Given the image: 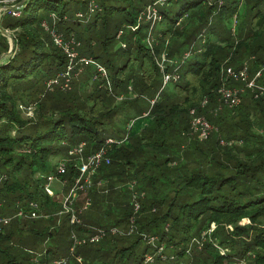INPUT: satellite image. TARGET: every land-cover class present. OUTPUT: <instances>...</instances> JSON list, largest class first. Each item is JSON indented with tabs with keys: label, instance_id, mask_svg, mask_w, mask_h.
<instances>
[{
	"label": "trees",
	"instance_id": "obj_1",
	"mask_svg": "<svg viewBox=\"0 0 264 264\" xmlns=\"http://www.w3.org/2000/svg\"><path fill=\"white\" fill-rule=\"evenodd\" d=\"M3 1H15L7 5L10 7L23 0H0V7L6 6L2 4ZM173 1L180 0H100V7L109 15L116 11H126L128 17L126 22L121 23L119 31L128 25L139 26L138 30L130 32L131 39L127 48L120 46L119 50L111 53L108 45L114 37L110 38L96 27L100 19L107 21L105 14L102 17L98 12L92 24L83 26L68 16L71 14L70 9L62 7L61 0H25L19 8V17L12 16L11 10L2 16L1 28L11 32L15 44L12 53L7 54L10 43L0 30V216L11 213L9 203L14 208L12 217L16 216L18 210H23L25 216L16 217L0 233V263L79 264L77 258H83L87 264H144V256L157 248L163 246L165 255L166 246L167 250L174 247L169 246L170 243L178 246L189 241L181 251H173L174 258L170 262L180 264V258L188 256L191 240L202 241L204 233L207 240L195 255L192 252L188 257L192 259L189 264H233L235 257H244L249 252L255 257L251 264H264V226H258L264 220V136H260L259 131L255 130L257 125L250 122L252 120L249 124L244 121L242 123V116L239 117L242 110H238L239 107L234 112L227 108L225 112L216 115L221 111L216 108L219 107L216 106L219 103L216 91L224 83L222 66H232L230 61L235 59L234 55H240L239 60H242V54H237V50L242 49V39L235 41L232 47L227 42L225 44L230 39L223 34L225 22L231 21L240 13L239 5L242 0H183L180 11L170 18L160 11V5L167 7L166 4ZM246 1L256 4L251 10L262 2ZM83 2L81 4L84 6L77 7L75 12L89 11L87 0ZM149 6H153L162 17L160 23L167 20L166 27L154 38L159 43V46L155 44L154 53L145 43L150 23L145 19L138 22L139 16ZM53 17L56 18L55 21ZM185 18L187 20L183 22ZM60 22H66L65 28H59L58 31L64 33L66 38L70 32L78 33L76 28L81 29V34H77L81 41L88 34L84 43L87 51L81 47L82 53L104 65L114 84L112 91L119 95H128L133 90L139 97L154 99L163 86L155 56L165 53L167 58L181 57L194 45L189 56L195 57V60L188 62L191 58L188 57L182 66H176L182 69L181 74L179 72L180 79L172 91L164 93L167 88L165 86L154 107H149L147 111L137 109L136 123L130 131L129 139L119 145L121 148L113 146L108 151L111 164H104L98 170L96 177L102 171L100 179L109 183L112 177L122 175L113 171L114 166L125 168L137 163L139 178L132 182H135L134 190L139 186L134 196L137 195L140 209L134 213L133 202H129L126 207L118 203L117 210L123 209L124 212L110 225L101 224L107 231L115 227L117 232H112L110 236V232H106V236L97 244L89 241L84 245L75 244L74 238L81 241L94 232L80 223L70 224V213L64 212L68 218L63 229H57L55 219L45 217V213H57L56 197L49 196L45 191L46 178L56 170L57 162L53 165L52 158H63L60 155L66 154L67 157L74 146L82 142L87 144L84 152L86 158L99 150L105 140L111 138L108 135L110 130L107 121L114 119L112 114L115 110L111 108L116 100L109 89H103L99 85L92 94L84 95L81 100L72 96V93H64L60 88H56L58 90L55 92L46 89V83L62 73L68 62L44 27L47 24L55 29ZM102 27L105 28V22ZM215 32L219 34V40L212 42L206 38L207 33L211 35ZM93 35L98 36L97 48L90 45ZM205 38L203 46L196 49L198 40ZM167 42L170 44L169 50L163 51ZM227 48H231L233 52H229L226 58L229 61L223 64L222 58ZM235 60L238 65L233 67L241 68L242 63ZM173 69L174 67H170L169 71L172 72ZM155 76H158V80ZM184 79L185 84H182ZM228 86L242 87L243 82L231 79ZM38 94L42 95L35 101L34 118L24 119L21 104H30L31 98L36 99ZM206 97L209 104L201 108ZM251 100L256 103L255 109L261 113L258 124L264 129V100H256L252 94ZM130 103L132 102L125 105L129 104L134 108L135 103ZM195 108L198 109L197 114L205 115L214 125L223 123L228 131L236 128V133L224 138L234 143L222 146L218 140L214 146L195 150L191 146L185 148L175 143L173 147L165 146L167 153H162L160 145L168 144L172 138L180 136L194 140L189 135V129L193 117L190 111ZM149 111V116H142ZM236 113L238 115L235 117ZM209 114L219 118L211 120ZM231 119L234 123H229ZM73 165L70 163L63 176V179H69L71 183L78 174L77 171L74 177ZM69 168L73 172H69ZM146 170L148 174H144ZM36 174L41 177L35 179ZM98 194L96 188L88 195L92 196L94 205L101 208L105 203L100 201L101 196ZM141 197L145 198L143 204ZM1 202H4L5 208ZM175 210L178 211L174 212ZM33 211L41 216L32 221ZM79 213L80 219L85 222L88 214L83 216L82 211ZM100 216L101 214L99 218ZM246 220L250 221L249 226L240 224ZM40 221V230H47L51 245L38 252L41 256L34 259L32 255L35 251L24 250V245L19 244L20 254L12 255L5 263L4 254L10 252L3 242L17 247L15 239L21 243L26 240L28 245L31 240L40 239L37 225ZM96 223L98 224L97 220ZM151 235L158 239V243L153 246L148 244L142 253H137L139 245L149 240ZM164 240H167L168 245L163 244ZM218 246L230 248L231 254L227 259L219 253ZM151 247L153 252H150ZM152 264L168 262L157 258Z\"/></svg>",
	"mask_w": 264,
	"mask_h": 264
},
{
	"label": "rangeland",
	"instance_id": "obj_2",
	"mask_svg": "<svg viewBox=\"0 0 264 264\" xmlns=\"http://www.w3.org/2000/svg\"><path fill=\"white\" fill-rule=\"evenodd\" d=\"M83 1L86 2V0H61L60 5L62 7H67L68 9H70L71 14L69 13L68 16L75 22L79 21L78 24H82L84 25H90L93 23L95 16L97 15V13L99 12L100 16H105L106 15V19L107 21H103V19L99 20V23L96 27H98V30H101V32H105L107 33V35L110 36V38L112 37H116L115 39H112V42L108 45V49L111 52H115L117 50H119L118 48H120L121 43L123 42L126 43V45H128V41H130L131 39V34L130 32H132L131 28H127V26L123 29V35L121 37H123L121 39V37L119 39H117V34H118V28L120 27L121 23L123 21H125V19L128 17L127 13L124 12H120V11H116L114 14L109 15L108 12H104V10H102V8L100 7V0H95V4L94 6H96L94 11H91V13L89 14V12L85 13V17H78L77 14L79 12H75L77 7H83L84 5L81 4ZM91 1L93 0H87V4H90ZM135 2V0H133ZM83 2V3H85ZM3 5H6V3H2ZM10 4V3H9ZM116 4V3H114ZM184 4L183 0L180 1H173L171 3H167V7L166 6H162L160 5V11L169 16L170 18H173L176 16V14L178 13V11H180L182 5ZM253 5H256L254 3H249L246 0H242V4L239 5V12L237 13L238 15H236L235 18H233L231 21L225 22V27H223V30L225 31L223 34L229 39L230 42L225 41L228 43V45H231L232 47L234 46V42L237 40H241L242 39V49H238L237 50V54H242V60L240 59V55H234L233 58L238 59V62H241L242 67L244 65H246L249 69V73L254 70H252L254 67H257L258 70L261 69L264 66V0H262V2L255 8H253L251 10V7ZM7 6V5H6ZM88 6V5H87ZM86 7V6H85ZM8 11L7 8H5V6H1L0 7V30H2L1 28V18L4 15V13ZM73 13V14H72ZM105 14V15H104ZM145 16V14H144ZM187 18H185L183 20L186 21ZM146 21V19H145ZM105 22V28L102 27V23ZM126 22V21H125ZM147 22V21H146ZM62 23V24H61ZM66 22H60L59 27L58 25L55 26V29L57 31L62 30V28H65V24ZM73 23V22H72ZM148 23V22H147ZM77 24V23H76ZM124 25H122V27L125 26V23H123ZM167 25V20H165V22L163 23H157L154 27V29L152 30V38H155L156 35L159 36V34L161 33V31H163V29L166 27ZM128 26H132V25H128ZM216 27V26H215ZM46 30V28H45ZM77 32H70V35H74L77 39V41H79V43L81 44L79 47V52L84 55L86 57L85 54L82 53V48L87 51V48H84V43H85V39L88 37V34H85V39L83 38L82 41L78 38L77 34H81L80 33V28H76ZM118 30V31H117ZM217 30V29H216ZM9 33V43H10V49L8 51L7 54H11L12 51L14 50L13 46V40L14 38L12 37V35L10 34V31H7ZM47 32V30H46ZM64 32V31H63ZM149 33V31H148ZM256 33H258V36H256ZM64 34V33H63ZM69 35V36H70ZM94 38L91 39V44L92 46H94L95 48H97L98 44L96 43L98 41V36L95 37V35H93ZM125 36V37H124ZM209 40H211L212 42H216V39L219 40V34L218 33H213L210 35V33H207V37ZM205 39H200L198 40V43L196 44V49L198 47H202V43L205 42ZM148 45V41L145 42ZM156 46H159V43L155 42ZM15 44V41H14ZM204 44V43H203ZM149 46V45H148ZM194 45L190 46L185 52L184 54L180 57V56H173V57H168V60H170V63H172L173 61H178L179 64H181L182 59L188 55L189 53L192 52V47ZM170 44L169 42H167L165 44V49H163V51H167L169 50ZM229 52L232 53L233 50L231 48H227L225 53H224V57L222 58V63H226L227 60L226 58L229 56ZM103 54V53H101ZM231 56V55H230ZM3 57V56H2ZM90 56L87 55L86 58H88ZM160 57V56H158ZM180 57V58H179ZM191 57V56H188ZM107 58V57H106ZM1 59V58H0ZM226 59V60H225ZM230 59V58H229ZM233 59L230 65H238L237 61ZM195 60V57H191L190 60L188 62H191ZM231 60V59H230ZM155 61H156V57H155ZM98 62V61H97ZM187 62V64H188ZM101 66L102 65L101 62H98ZM157 64V63H156ZM158 66V65H157ZM187 66V65H186ZM159 68V67H158ZM186 68V67H185ZM182 68H180L178 70V74L180 72L181 74V70ZM160 71V69H159ZM95 73V74H91V73ZM107 74L110 77V73L109 71H107ZM161 78L163 80L164 74L161 73ZM72 85L71 88L67 91H63L64 93L70 94L72 93V96H75L76 99L81 100V98H83L84 95H90L92 94V92L95 90L96 86L99 85V87L103 88V89H109L106 85L105 79L98 75L97 72L95 71V68L90 66H84L82 71H78L75 76L72 77ZM155 78L158 80V76H155ZM111 80V77H110ZM182 84H185V79L183 81H181ZM259 83L264 86V74L263 77L261 78V80L259 81ZM163 85V82H162ZM176 85V82H171L167 84V88L165 89V92H171L173 87ZM56 88H60V87H56ZM54 88L53 90H51V92H55L56 89ZM111 88L114 89V84L112 83ZM164 90V89H163ZM162 89L158 92V94L154 97V99H148L147 97H139L138 95L135 94V92L133 90H129V94H115L113 91H110L112 93V95L114 96V98L116 99L114 101V104L112 105V110H115V112H113L112 116H114V119H110L107 121L108 123V128L110 130L109 132V136L111 138H114L116 140H121L122 138H125L128 135V130H127V125H128V121L130 120V118L135 119L137 118L136 115H138L137 109L142 108L143 110H148V108L152 107V101H155L153 107L155 106L156 102L158 101V96L161 94V92L163 91ZM49 91V90H48ZM133 92V93H132ZM44 94V93H43ZM250 96V90L246 91V93L243 95L242 97V102L241 104L236 107V108H231V110H233V112L238 108V110H242V113H240L239 117L241 118L242 116V123L244 121L245 124H249L250 122H255L256 125H258V119L259 116L256 115H261L260 111L257 109H252L254 111V113L251 111L250 109L251 107H255V105H251L250 102L248 103L247 101H245V98L248 96ZM42 94H38L35 97L31 98V105L30 104H21L20 106V110H21V115L24 119H31L34 118V111L36 109V100H39L41 98ZM45 95V94H44ZM35 96V95H34ZM44 96H42L43 98ZM250 98V97H249ZM127 102H132L135 103L134 108H131L129 106V104H126ZM264 102V101H263ZM130 103V105L132 104ZM150 103V106H148ZM208 104H209V99H208ZM29 105V106H27ZM219 105V103H218ZM27 108H26V107ZM133 107V106H132ZM224 110L226 111V109L228 107H226L224 105ZM222 108V109H223ZM230 109V108H229ZM224 111V112H225ZM258 111V112H257ZM257 113V114H255ZM147 114V112L143 113L142 116H145ZM218 113H216L217 115ZM220 114V113H219ZM210 115V114H209ZM216 115H210V119L214 120L217 118H219ZM238 114H235V117ZM252 118V119H251ZM252 120V121H250ZM254 120V121H253ZM147 121V120H146ZM248 121V122H247ZM250 121V122H249ZM142 122V121H140ZM216 123V122H215ZM229 123H234V121L231 119ZM213 124V123H212ZM217 125V126H216ZM215 126L218 127L219 129V133L217 135H213L209 140L207 141H201L198 140L195 137H192L194 140L190 139L189 137H185L181 138L180 136H178V138H172V140L170 142H168V144L166 145H160V148L162 149V153L166 154L167 153V148H165V146H171L173 147L175 145V143H179L181 146L187 148L189 146H191V149H205L208 148L210 146H214L216 144V142L219 140L220 137L224 138H229L230 136H232V133H236L237 129L235 128V130L232 131H228L227 127L224 126L223 123H219L216 124ZM231 126H234L232 124H230ZM235 127V126H234ZM256 129V127H255ZM264 130V129H263ZM255 133V132H254ZM264 133L262 131L259 130V135L260 136H264ZM131 135V134H130ZM143 136V135H141ZM175 137V136H174ZM108 139V138H107ZM106 139V140H107ZM105 140V141H106ZM192 140V141H191ZM196 140V141H195ZM226 140V139H224ZM235 143H237V141L235 140ZM69 144H67L66 146L68 147ZM122 146H119L118 148H121ZM67 155V154H66ZM66 155H60L63 158H60L59 156L52 158L51 163L54 165L55 162H58L60 159H65L68 164L70 165V163H73L74 165V169L75 172H73L72 170L70 171L69 168V172H73L74 174H77V169L75 167V164L78 162L77 158L75 156H70V154L66 157ZM66 157V158H65ZM144 160H142L143 162ZM137 163H133V165L129 166V167H125V168H118L117 166H114L113 171L120 173L122 175L119 176H115L112 177L109 181V183L105 182L104 180H101V173L99 171V176H95V178L93 177V180H91V188H86L85 191L80 190L78 192V195L76 198H74V200L72 201V203L69 205L71 210H76L77 211V215L79 214V211H82L83 216L88 214V217L86 219V221H82L80 219L79 216H77V218L79 219L80 225L84 226L86 229L94 232L93 234L97 235V237H100L99 235L101 234V232H103L102 234H104L105 232H110L109 230L107 231L103 226L105 225H110V223H113L118 216H120L124 211L123 209L121 210H117L116 206L118 205V203L121 206H128L129 202H135L136 199L134 198V192L138 191L137 189L139 188V186L137 185V188L134 190V183L132 181H137L139 176L137 175V169L136 166ZM144 174H148L147 170L144 171ZM41 175L40 174H36L34 176L35 179L40 178ZM75 177V175H74ZM73 177V178H74ZM67 180V182L65 181ZM62 182H64L63 184H61L59 181H56L53 185H52V191L54 192V197H56L58 204H55V208L57 213H45V217L47 219H49L48 217H52V220L55 219L54 225L57 227V229H63L65 226V221L67 220L68 216L67 214H65L64 212V198L68 195L71 186L74 184V181L71 183V181H69V179H63ZM66 183V185H65ZM71 185V186H70ZM70 186V188H69ZM69 188V189H68ZM99 191L100 197V201H104L103 203H105V205L101 208H97L96 205H94V200L92 198V196L88 195L89 192L94 191V190ZM88 189V190H87ZM92 189V190H91ZM109 198L115 199V200H111ZM141 203L143 204L145 202V198L141 197ZM90 203L89 207L85 210L84 208L86 207L87 203ZM169 202V201H168ZM2 203V202H1ZM4 204V202L2 203ZM59 205V206H58ZM62 205V206H60ZM8 206L12 209L11 213L7 216H12L14 214V208L13 205L11 203L8 204ZM2 208V205L0 204V209ZM5 208V204L4 207ZM89 210V211H88ZM102 211V212H99ZM178 210H175L174 212H177ZM75 212V211H74ZM157 212V211H156ZM155 212V213H156ZM68 213V212H67ZM81 213V214H82ZM158 213V212H157ZM40 216L41 214L38 213ZM43 214V213H42ZM101 214V218H99V215ZM2 215V214H0ZM90 215V216H89ZM2 217V216H0ZM90 218V219H89ZM90 221H87V220ZM131 219V218H130ZM130 219H129V223L127 224V227L129 229L130 226ZM34 219H32L33 221ZM96 220L98 221V224L96 223ZM45 221V220H44ZM132 221V220H131ZM89 222V223H88ZM88 223V224H87ZM42 221L38 222L37 225L39 227V231H40V239H33L31 240V243L28 245V242L26 240H22L23 242L21 243L20 241L17 242V239L14 240V242L17 244V247H14L11 243L8 242H3L6 243L9 252L10 253H6L4 254V261L5 263L7 261L10 260V258L12 257V255L14 256H18L20 254V245L24 247L22 249L27 250L28 249H32L34 252V254L32 255V258H36L38 259L39 256H41L40 253L43 251L44 249H46L48 246L51 245V240L48 238V232L40 230ZM70 224H72L71 220H70ZM91 224V225H89ZM103 224V226L101 225ZM243 226H249L250 221L246 220L240 223ZM59 225V228H58ZM100 225V226H99ZM168 226V225H167ZM166 226V227H167ZM258 226H264V220L262 219L260 221V224ZM110 228V227H109ZM115 228V227H113ZM112 228V229H113ZM212 229H214V225L212 226ZM110 234H113L112 232H110L108 235L110 236ZM148 234V233H145ZM46 235V236H45ZM45 236V237H44ZM160 236V235H159ZM203 240L202 241H197L196 239L191 240V246L189 249V253L187 254L188 256L181 257L180 260L178 261L180 264H189L191 262L192 259L188 258L189 256H191L192 252L195 255L196 251L199 248L203 247L204 242L207 240V237L205 236V234L203 233ZM152 237V235L150 236ZM161 237V236H160ZM168 239V238H167ZM165 246L166 244L168 245V243L166 242L167 240H164ZM189 242V241H188ZM187 242V243H188ZM97 244V242H95ZM95 243H91V244H95ZM99 243V241H98ZM156 243H158V240L156 241ZM187 243H181L180 245H174L173 243H170L169 246H174V247H170L167 250V246L165 249V256L166 259H161L163 261L167 260L168 264H172L170 261L171 259H173V251H181L182 249L185 248V245H187ZM190 244V243H189ZM146 245H148L147 241L146 242H142V244L139 245L138 249H137V253H142L143 250H145ZM188 247V246H187ZM153 248L151 247V251ZM219 253L227 259L228 255L231 254L230 253V248H225V247H220L219 248ZM167 254V255H166ZM10 255V256H9ZM38 257V258H37ZM172 257V258H171ZM255 259V257L253 256V254L251 252H249L246 256L244 257H235V259H233V264H240L241 262L243 264H251V261H253ZM157 260V259H156ZM26 262H24L25 264ZM2 264V263H0ZM27 264V263H26ZM49 264H53V263H49ZM57 264V263H56ZM79 264H87L86 260H84L82 258V261L79 262ZM98 264H101L100 262H98Z\"/></svg>",
	"mask_w": 264,
	"mask_h": 264
},
{
	"label": "built area",
	"instance_id": "obj_3",
	"mask_svg": "<svg viewBox=\"0 0 264 264\" xmlns=\"http://www.w3.org/2000/svg\"><path fill=\"white\" fill-rule=\"evenodd\" d=\"M211 1V0H210ZM3 3H6L8 5L9 3H15V1H3ZM95 0L91 1L89 4V14L91 11H94L96 6H94ZM211 4V3H210ZM221 4V3H220ZM17 5V4H16ZM15 5H12L13 8H7L8 12L11 10V15L14 17L20 16V7H14ZM7 7V6H5ZM11 7V6H10ZM145 14V16H144ZM78 17H85V13L79 12L77 14ZM54 18V17H53ZM143 19H146L148 23H150L149 27V33H148V45L151 49V51L154 53L155 51V40L152 38V30L153 27L157 23H159L162 20V17L158 14L156 9L153 6H149L146 8V11L142 13L139 16L138 22L140 23ZM56 18H54V21ZM44 27L46 30L50 33L54 45L61 49L64 53V55L67 57L68 62L66 65L65 70L62 73H59L54 78L50 79L46 83V89L51 91L56 87H60L62 91H67L71 88L72 85V77L75 76V74L79 71L83 70L84 66L87 67H94L95 71L98 75L102 76L105 79L106 85L109 88L110 91H112L111 85L112 82L110 80L109 75L107 74V69L104 66H101L94 58L88 57L86 58L84 55H82L79 52L80 43L77 41L76 37L74 35H70L68 38L64 36V34L59 33L54 28L50 27L47 24H44ZM127 28H131L132 31L138 30L139 26H127ZM123 35V29L120 30L117 34V39H119ZM123 37H121L122 39ZM122 48H127L126 43H121ZM189 54L186 55L181 62V65L178 61H173L170 63V60H168L167 55L163 53L160 57H156V63L161 71V73L164 74L163 77V86L162 89L167 86L168 83L171 82H177L180 77L178 74L179 67L176 66H182L185 59L188 58ZM174 67L173 71L170 72L169 68ZM176 67V68H175ZM222 76H223V85L217 89V94L219 95V107H217V110L222 109L224 105L228 108H236L238 107L242 102V97L246 93V91L250 90L252 93L254 99L256 100H264V86H262L259 83L260 78L262 77V74L264 73V66L259 69L254 76L249 73V69L246 65L243 67L237 69L233 66L229 65H223L221 70ZM236 80L243 82L242 87H229L228 83L230 80ZM131 90V87H129ZM155 101H152V104L154 105ZM152 105V107H153ZM208 105V98L206 97L202 103L201 108H205ZM151 107V108H152ZM150 108V109H151ZM197 108L192 109L191 115L193 116L190 122V129H189V135L192 137L197 138L201 141H207L209 140L213 135H217L219 133L218 127H216L214 124H212L205 115L203 114H197ZM150 111L147 112V114L144 116H149ZM136 123V119H132L128 122L127 130L128 135L125 138H122L121 140H116L114 138H108L105 143L100 147L99 150H97L95 153L91 154L87 158L84 157V152L86 150L87 144L85 142L77 144V146H74V148L69 153L70 156H75L78 160V162L75 164V167L78 171L77 176L74 178V184L71 186V189L68 193V195L64 198V211L70 213L71 215V222L72 224H78L79 219L77 218V211L71 210L69 205L72 203L74 198L77 197L78 191L83 190L85 191L86 188H89L91 186V180H93V177H95L98 173L99 168L106 164H111V159L108 155V151L113 148V146L122 145L125 141L129 139L130 131L133 128V126ZM220 144L222 146H230L234 143V141H227L220 137ZM56 170L55 173L50 174L46 178L45 182V191L49 196H54V192L52 191V185L59 181L61 184L63 180V176L67 173L69 164L65 159H62L56 163ZM65 181V180H64ZM67 182V180L65 181ZM66 185V183H65ZM136 201L134 202V213H137V211L140 209V203L137 201V195L134 196ZM90 203L88 202L85 210L90 206ZM32 206H35L33 203H31ZM76 213V215H75ZM80 214V213H79ZM25 216L23 210H18V213L16 216H2L0 217V233H3L5 228L8 227L13 220L16 217H23ZM39 217V214L36 211H33L31 214L32 219H36ZM132 222L134 223L135 220L132 218ZM110 232H117V228H113L110 230ZM99 235L100 237H97V235L90 233V236L87 239L79 240L77 238L75 239L76 245H84L89 241L90 243H95L100 241L101 238H104L106 236V232L104 234ZM158 239L156 237H150L149 240H147L148 244L155 245L156 241ZM218 248H220L218 246ZM164 248L159 247L157 248L153 253H148L144 257V264H152L157 258L166 259V256L163 254ZM78 262L82 261V258H77ZM65 262V261H64ZM59 264V263H57ZM240 264H243L242 262Z\"/></svg>",
	"mask_w": 264,
	"mask_h": 264
},
{
	"label": "crops",
	"instance_id": "obj_4",
	"mask_svg": "<svg viewBox=\"0 0 264 264\" xmlns=\"http://www.w3.org/2000/svg\"><path fill=\"white\" fill-rule=\"evenodd\" d=\"M252 70H254V71H253V72L251 71L250 73H251L252 76H254V74L258 71V68H257V67H254ZM263 74H264V73H263ZM260 79H261V78H260ZM250 93H251V92H250ZM251 94H252V93H251ZM251 94H250V96H249V94H248V96L245 98V101H247V102L249 101L251 105H256V103L253 102V100H251ZM249 97H250V98H249ZM249 102H248V103H249ZM216 106H219V105H216ZM216 106H215V107H216ZM215 107H214V108H215ZM216 108H217V107H216ZM252 109L254 110L255 107L252 106L251 109H250V112L252 111V112L254 113V111H253ZM223 111H224V108L221 109V111H219V112H217V113H220V112L223 113ZM257 112H258V111H257ZM255 114H257V113H255ZM256 116H259V118H260L261 115H256ZM258 120H260V119H258ZM260 121H261V120H260ZM255 130H256V131H257V130H258V131L261 130V131L263 132V129H261V127L259 126V124L256 126V129H255Z\"/></svg>",
	"mask_w": 264,
	"mask_h": 264
},
{
	"label": "water",
	"instance_id": "obj_5",
	"mask_svg": "<svg viewBox=\"0 0 264 264\" xmlns=\"http://www.w3.org/2000/svg\"><path fill=\"white\" fill-rule=\"evenodd\" d=\"M25 0H23L22 2H20V3H18L17 5H15L14 7H20L22 4H23V2H24ZM5 8H13L12 6L11 7H5ZM2 33L4 34V36H6V37H9V33L7 32V31H2ZM14 47V40H13V46H12V48Z\"/></svg>",
	"mask_w": 264,
	"mask_h": 264
}]
</instances>
